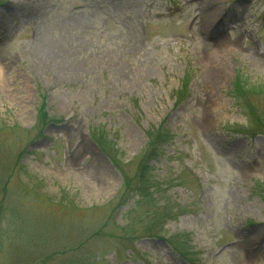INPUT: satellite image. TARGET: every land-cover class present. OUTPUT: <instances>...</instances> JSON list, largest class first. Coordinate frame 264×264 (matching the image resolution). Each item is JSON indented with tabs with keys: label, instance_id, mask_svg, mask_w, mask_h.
I'll list each match as a JSON object with an SVG mask.
<instances>
[{
	"label": "rangeland",
	"instance_id": "374dc122",
	"mask_svg": "<svg viewBox=\"0 0 264 264\" xmlns=\"http://www.w3.org/2000/svg\"><path fill=\"white\" fill-rule=\"evenodd\" d=\"M0 264H264V0H0Z\"/></svg>",
	"mask_w": 264,
	"mask_h": 264
},
{
	"label": "bare ground",
	"instance_id": "6f19581e",
	"mask_svg": "<svg viewBox=\"0 0 264 264\" xmlns=\"http://www.w3.org/2000/svg\"><path fill=\"white\" fill-rule=\"evenodd\" d=\"M212 4V2H210ZM219 17V12L217 8H213L211 9V11L209 12V14L206 16L205 18V23H212L217 21V18ZM216 51V50H215Z\"/></svg>",
	"mask_w": 264,
	"mask_h": 264
},
{
	"label": "trees",
	"instance_id": "16d2710c",
	"mask_svg": "<svg viewBox=\"0 0 264 264\" xmlns=\"http://www.w3.org/2000/svg\"><path fill=\"white\" fill-rule=\"evenodd\" d=\"M43 109H44V107L42 106V111H43V112H42V113H43L42 115H45V113H44V110H43ZM160 136H161V137H167L166 135H165V136H163V135H161V134H160ZM156 142H157V139H156ZM156 142H155V143H156ZM156 145H157V144H156ZM154 146H155V144H154ZM158 146H159V145H158ZM158 146H155V147L157 148ZM156 148L154 149V150H155V152H156ZM156 153H157V152H156ZM141 189H142V188H137V190H136V191H137V193L139 192V194H141V191H142ZM142 197H143V196H142Z\"/></svg>",
	"mask_w": 264,
	"mask_h": 264
}]
</instances>
